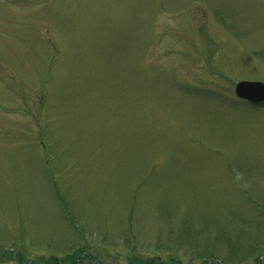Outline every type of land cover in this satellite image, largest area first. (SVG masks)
Masks as SVG:
<instances>
[{
  "label": "rangeland",
  "instance_id": "1",
  "mask_svg": "<svg viewBox=\"0 0 264 264\" xmlns=\"http://www.w3.org/2000/svg\"><path fill=\"white\" fill-rule=\"evenodd\" d=\"M241 81L264 0H0V264H264Z\"/></svg>",
  "mask_w": 264,
  "mask_h": 264
},
{
  "label": "water",
  "instance_id": "2",
  "mask_svg": "<svg viewBox=\"0 0 264 264\" xmlns=\"http://www.w3.org/2000/svg\"><path fill=\"white\" fill-rule=\"evenodd\" d=\"M236 96L255 104L264 103V83L255 81H242L235 87Z\"/></svg>",
  "mask_w": 264,
  "mask_h": 264
},
{
  "label": "trees",
  "instance_id": "3",
  "mask_svg": "<svg viewBox=\"0 0 264 264\" xmlns=\"http://www.w3.org/2000/svg\"><path fill=\"white\" fill-rule=\"evenodd\" d=\"M80 255H81V253L80 254H78V255H76V256H74V258H68V261H71V264H82V262H81V258H80ZM61 261V260H60ZM61 262H63V260L61 261ZM138 264L139 263V260H137V258H135V260L134 259H132L131 260V262H130V264ZM263 263H264V261H263Z\"/></svg>",
  "mask_w": 264,
  "mask_h": 264
}]
</instances>
